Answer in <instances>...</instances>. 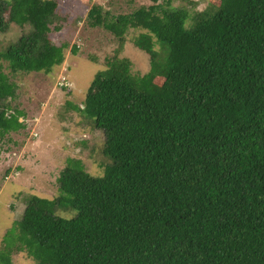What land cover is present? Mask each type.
Instances as JSON below:
<instances>
[{"label":"trees","instance_id":"trees-1","mask_svg":"<svg viewBox=\"0 0 264 264\" xmlns=\"http://www.w3.org/2000/svg\"><path fill=\"white\" fill-rule=\"evenodd\" d=\"M150 1L117 15L89 9V23L116 36L138 29L149 68L135 73L114 54L84 102H66L102 131L103 173L68 158L56 197L24 198L0 264L23 251L33 264H264V0L191 13ZM57 7L0 0V34L15 31L0 51V143L25 126L1 61L11 72L62 64L68 45L50 38ZM68 208L74 216L58 214Z\"/></svg>","mask_w":264,"mask_h":264},{"label":"rangeland","instance_id":"rangeland-1","mask_svg":"<svg viewBox=\"0 0 264 264\" xmlns=\"http://www.w3.org/2000/svg\"><path fill=\"white\" fill-rule=\"evenodd\" d=\"M57 10L53 42L67 43L65 59L49 72H11L7 62L2 67L16 85L11 99V110L22 113L25 126L6 133L0 143V246L6 230L22 213L25 197L36 194L53 198L59 194L57 177L68 158L79 159L86 171L103 173L101 150L103 136L77 110L66 106L67 101L81 105L94 75L103 70L114 55L127 57L132 71L144 73L149 68L148 54L136 47L132 38L138 29H130L123 37L116 36L101 26L89 23L87 14L93 4H99L112 14L129 13L150 0H56ZM182 0L174 6H185L191 13L202 10L219 0ZM102 11V13H104ZM15 31L0 34V51L11 40ZM77 47L76 54L72 47ZM65 79L68 87L61 84ZM108 159V158H107ZM105 165V164H104ZM64 217L75 215L73 208L59 209ZM13 264H33L24 251L12 255Z\"/></svg>","mask_w":264,"mask_h":264},{"label":"built area","instance_id":"built-area-1","mask_svg":"<svg viewBox=\"0 0 264 264\" xmlns=\"http://www.w3.org/2000/svg\"><path fill=\"white\" fill-rule=\"evenodd\" d=\"M64 80H65V79H63V80L61 81V84H62V85H67V86H68L69 84H68L66 81H64Z\"/></svg>","mask_w":264,"mask_h":264}]
</instances>
